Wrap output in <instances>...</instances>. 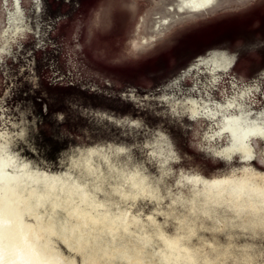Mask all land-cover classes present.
<instances>
[{"label": "rangeland", "instance_id": "1", "mask_svg": "<svg viewBox=\"0 0 264 264\" xmlns=\"http://www.w3.org/2000/svg\"><path fill=\"white\" fill-rule=\"evenodd\" d=\"M40 1L45 6L40 12L33 1H21L29 28L0 61V135H8L18 163L61 175L71 172L90 185L92 176L70 167L71 160L80 158L88 147L119 145L126 149L129 156L124 160L129 164L147 166L145 170L152 176L162 172L165 187L189 175L210 180L241 176L247 170L264 175V160L257 157L244 162L238 156L228 159L215 155L202 139L204 132L210 133V126L215 125L191 120L183 113L188 102L180 92L172 95L175 78L200 56L216 50L236 56L227 77L235 78L239 86L257 79L264 88V0ZM4 8V0H0V11L5 12ZM132 36L140 43L154 42L130 50ZM186 81L181 80L185 93ZM262 92L258 96L264 103ZM38 99L45 104L46 112L41 111ZM157 142L163 145L166 156H159ZM214 144L221 148L226 140L216 139ZM263 147L264 142L259 140L256 151ZM148 148L152 151L147 152ZM153 150L158 152L157 159L150 155ZM165 158V164L160 163ZM106 177L104 191L97 195L110 202L107 191L112 179ZM162 206L139 200L130 208L147 233L154 230L146 216L151 214L156 226L175 235L179 230L175 215L161 212L166 204ZM47 212H52L49 206ZM53 220L57 225L66 220L76 223L63 208L55 210ZM140 223L139 228L131 227V234L120 233L115 242L106 235L97 242L103 246L110 242L111 248L120 250L130 247L132 258L141 250L149 264H160L154 253L159 242L142 245L136 236L142 228ZM197 233L200 236L190 243H219L230 249L225 264H242L241 259L248 264H264L262 239L216 238L210 234L216 232L206 225ZM63 250L68 256L73 254L65 247ZM108 262L126 264L115 256L102 264Z\"/></svg>", "mask_w": 264, "mask_h": 264}, {"label": "bare ground", "instance_id": "2", "mask_svg": "<svg viewBox=\"0 0 264 264\" xmlns=\"http://www.w3.org/2000/svg\"><path fill=\"white\" fill-rule=\"evenodd\" d=\"M21 1L4 0L5 12L0 11V25L3 24V28H0V61L9 54L18 36L24 35L29 28ZM27 1L35 3L37 12L45 7L40 0ZM152 43H140L132 36L129 49L145 48ZM235 61L236 56L218 50L208 56H200L175 78L176 90L172 95L175 97L180 92V96L188 102L183 113L189 115L191 120L200 124L210 121L215 125V128L210 126V133L204 132L202 135L215 155L228 159L238 156L244 162L256 157L263 161L264 147L257 151L256 147L259 140L264 142V103L258 96L264 88L257 79L251 84L239 86L235 78L227 77ZM181 80L189 81L187 93L183 92ZM193 91L198 95L192 94ZM180 96L176 97L177 100ZM262 98L264 100V92ZM216 139H225L226 144L216 148ZM157 143L159 156H166L163 145ZM10 145L8 135L1 134L0 264H102L103 260L114 256L126 264H149L146 256L137 248L133 250H137V255L134 254L132 258L130 247L120 250L111 248L109 241L105 246L97 242L103 235L115 242L120 233L131 232L132 226L139 228L140 221L132 215L130 208L139 200L149 202L154 207L166 204L159 210L168 216L175 215L179 229L177 234H168L156 226L155 218L150 214L146 216L153 223L154 230L147 233L140 223L142 228L136 235L142 245L151 246L152 240L159 242L160 247L154 253L160 264H225L230 259V249L227 247L212 242L190 243L200 236L198 229L205 225L216 232L210 233L216 238L242 236L253 241H264V175H256L248 170L243 171L245 173L241 176L213 180L189 175L165 187L163 183L166 178L162 172L152 176L154 174L145 170L147 166L125 161L124 157L129 155L124 147L92 146L70 163V167L78 173L92 176V184L89 185L71 172L61 175L32 170L29 164L18 163ZM146 151L151 152L152 148ZM153 152L150 155L156 158L158 152ZM164 160L160 163L165 164L166 158ZM106 176L112 179L107 191L112 197L110 202L99 199L97 195L104 191L103 186L109 179ZM47 206L51 213L47 212ZM59 208L65 209L68 217L74 218L76 223L66 220L64 224L57 225L53 217ZM218 230L223 233H217ZM63 247L73 254L68 256ZM239 261L248 264V260Z\"/></svg>", "mask_w": 264, "mask_h": 264}, {"label": "trees", "instance_id": "3", "mask_svg": "<svg viewBox=\"0 0 264 264\" xmlns=\"http://www.w3.org/2000/svg\"><path fill=\"white\" fill-rule=\"evenodd\" d=\"M37 101H38L41 111L45 112V108H44L45 104L43 103V101L41 99H38Z\"/></svg>", "mask_w": 264, "mask_h": 264}, {"label": "flooded vegetation", "instance_id": "4", "mask_svg": "<svg viewBox=\"0 0 264 264\" xmlns=\"http://www.w3.org/2000/svg\"><path fill=\"white\" fill-rule=\"evenodd\" d=\"M203 4H200V6H202Z\"/></svg>", "mask_w": 264, "mask_h": 264}]
</instances>
